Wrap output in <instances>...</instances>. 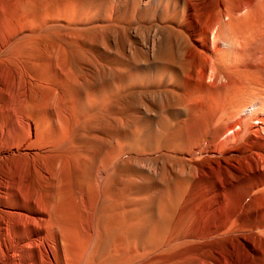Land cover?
Instances as JSON below:
<instances>
[{
  "label": "bare ground",
  "instance_id": "obj_1",
  "mask_svg": "<svg viewBox=\"0 0 264 264\" xmlns=\"http://www.w3.org/2000/svg\"><path fill=\"white\" fill-rule=\"evenodd\" d=\"M20 2L0 0V264H264V0L144 4L193 60L152 75L149 146L173 176L134 218L107 191L117 156L90 173V134L66 137L60 46L22 57Z\"/></svg>",
  "mask_w": 264,
  "mask_h": 264
},
{
  "label": "rangeland",
  "instance_id": "obj_2",
  "mask_svg": "<svg viewBox=\"0 0 264 264\" xmlns=\"http://www.w3.org/2000/svg\"><path fill=\"white\" fill-rule=\"evenodd\" d=\"M148 1L153 0H21L19 10L20 35L27 39L22 57H42L47 46H60L54 65L63 81L54 87L69 102L76 100L75 106L69 104L74 113L69 112L66 137L80 140L90 134V173L117 156L115 167L108 169L107 191L112 204L132 218L173 176L174 160L149 146L151 103L162 101L166 92L163 83L153 87L152 75L158 73L164 82L162 59L183 67L193 60L186 57L178 33L152 36L142 12ZM19 64L11 67L23 69ZM210 73L205 76L208 83L214 81Z\"/></svg>",
  "mask_w": 264,
  "mask_h": 264
}]
</instances>
